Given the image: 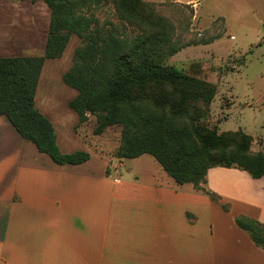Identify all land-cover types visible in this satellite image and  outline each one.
<instances>
[{
    "label": "trees",
    "instance_id": "16d2710c",
    "mask_svg": "<svg viewBox=\"0 0 264 264\" xmlns=\"http://www.w3.org/2000/svg\"><path fill=\"white\" fill-rule=\"evenodd\" d=\"M43 1L51 11L44 54L0 57V116H6L39 152L60 166L82 165L91 159L85 151L64 153L53 123L36 106L45 62L62 58L76 35L84 45L75 51L73 66L63 75L64 83L77 91L69 107L80 126L90 116L96 118L95 135L121 127L118 159L151 155L176 183L192 184L215 202L220 197L206 188L210 169L236 168L254 179L264 177V152H252L250 135L219 133L207 123L217 86L166 64L193 43L176 44L171 25L155 14L153 4L143 0ZM111 3L121 26H101L92 12ZM126 24L140 33L132 35ZM224 209L229 210L228 206ZM235 222L264 248V224L247 216H237Z\"/></svg>",
    "mask_w": 264,
    "mask_h": 264
},
{
    "label": "crops",
    "instance_id": "0c3cea01",
    "mask_svg": "<svg viewBox=\"0 0 264 264\" xmlns=\"http://www.w3.org/2000/svg\"><path fill=\"white\" fill-rule=\"evenodd\" d=\"M185 5L198 8L195 2ZM48 99L40 106L36 95V106L56 131L53 97ZM82 126L77 116L75 134ZM57 142L73 153L79 140L57 136ZM92 158L57 165L0 116V264H264V248L235 222L247 216L264 224V177L236 168L209 170L207 188L234 210L227 218L201 191L185 190L189 184L171 176L175 187L168 178L163 185L139 177L110 182L107 168L90 173ZM94 188L95 209L87 205ZM189 202L209 213L200 238L190 239L201 224Z\"/></svg>",
    "mask_w": 264,
    "mask_h": 264
},
{
    "label": "rangeland",
    "instance_id": "374dc122",
    "mask_svg": "<svg viewBox=\"0 0 264 264\" xmlns=\"http://www.w3.org/2000/svg\"><path fill=\"white\" fill-rule=\"evenodd\" d=\"M143 1L153 4L155 14L171 25L176 44L193 43L169 58L166 64L217 86L207 122L209 126L218 128L219 133L243 131L253 139L252 152H264V0ZM187 2L197 3L198 8L185 5ZM92 12L101 26H110V23L121 26L112 3ZM50 20L51 11L43 0L35 3L31 0H0V57L43 55ZM126 25L132 35L140 33L139 28ZM82 45L84 41L72 35L62 58L45 62L38 86L40 106L53 97L50 105L56 114L53 116L59 139L79 140L73 151L89 152L93 157L90 173L100 175L107 168L110 182L117 177L123 181L139 177L143 183L153 181L163 185L168 178L171 186H177L151 155L118 159L121 127L113 126L103 134L95 135L96 118L90 116L88 122L77 130L79 134H75L77 115L66 106L65 100L74 99L77 91L64 83L63 75L73 66L74 53ZM192 186L185 185L184 189L191 191ZM204 195L222 209L227 218L234 215L230 203H224L221 198L215 202L208 194ZM96 204L97 190L94 188L87 205L95 209ZM112 204L113 199L109 200V206ZM224 206L229 210L226 211ZM189 207L195 210L197 225L201 224L198 235L190 236V239L200 238L206 234L209 213L194 202H189Z\"/></svg>",
    "mask_w": 264,
    "mask_h": 264
}]
</instances>
